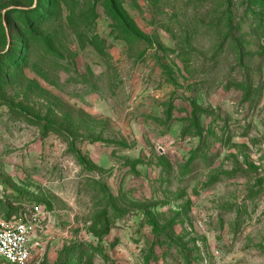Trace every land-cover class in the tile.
<instances>
[{
  "label": "rangeland",
  "instance_id": "rangeland-1",
  "mask_svg": "<svg viewBox=\"0 0 264 264\" xmlns=\"http://www.w3.org/2000/svg\"><path fill=\"white\" fill-rule=\"evenodd\" d=\"M33 264H264V0H0V223Z\"/></svg>",
  "mask_w": 264,
  "mask_h": 264
},
{
  "label": "built area",
  "instance_id": "built-area-1",
  "mask_svg": "<svg viewBox=\"0 0 264 264\" xmlns=\"http://www.w3.org/2000/svg\"><path fill=\"white\" fill-rule=\"evenodd\" d=\"M43 218L38 206L0 223V264H33L32 234L42 233Z\"/></svg>",
  "mask_w": 264,
  "mask_h": 264
}]
</instances>
